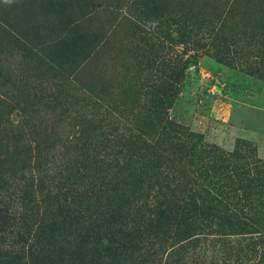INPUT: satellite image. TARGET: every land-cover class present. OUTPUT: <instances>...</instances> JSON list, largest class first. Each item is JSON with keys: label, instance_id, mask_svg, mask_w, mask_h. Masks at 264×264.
Masks as SVG:
<instances>
[{"label": "rangeland", "instance_id": "rangeland-1", "mask_svg": "<svg viewBox=\"0 0 264 264\" xmlns=\"http://www.w3.org/2000/svg\"><path fill=\"white\" fill-rule=\"evenodd\" d=\"M20 1L0 0L11 11L8 26L33 32L51 13L49 0H36L41 7ZM92 3L98 39L67 78L37 69L23 57L22 39L7 44L0 28V208L7 209L0 256L20 253L22 241L35 240L52 221L67 228L58 208L81 207L87 215L121 202L139 208L140 225L154 227L162 224L156 207L207 206L202 189L220 179L222 162L211 149L245 156L231 166L264 162V0ZM80 108L96 122L90 136L80 134ZM72 145L81 149L78 160ZM32 179L43 185L40 202L28 197ZM218 183L226 207L252 202L235 179ZM203 243L165 264L213 257Z\"/></svg>", "mask_w": 264, "mask_h": 264}, {"label": "trees", "instance_id": "trees-1", "mask_svg": "<svg viewBox=\"0 0 264 264\" xmlns=\"http://www.w3.org/2000/svg\"><path fill=\"white\" fill-rule=\"evenodd\" d=\"M20 2L21 7L27 4L29 7L42 6L36 4V0ZM92 2L49 0L51 13L43 14L40 26L27 33L10 30L8 17L11 11L6 5L0 4L6 13L0 14V28L4 26L1 29L8 38L5 39L7 44H13L14 40L18 42L17 38L22 39L20 48L23 57L37 63V69L67 78L90 58L98 39ZM16 7L12 9L16 11ZM21 7L18 13L22 15L24 12ZM52 14L54 17H51ZM3 114L5 112L0 113V123H3ZM87 117L80 108L76 118L85 124L80 134L87 133L90 136L96 122L92 117ZM35 135V138L43 141L53 139L48 135L44 137L43 132H35ZM85 145V149L91 148L90 143ZM72 148L74 153L71 151L69 154L78 160L80 156L77 150L81 149L74 148V145L67 146L69 150ZM44 150L45 153L50 152L46 148ZM210 153L220 157L222 162L217 168L220 179L210 180L214 182L202 189L207 206L190 207V203L184 201L178 207H156L161 210L158 219L162 220V224L154 227L140 225L144 220L139 218V208L127 207L121 202L108 207H96L94 211H87V215L81 207H69L65 211L58 208L56 216L68 222L67 228L63 224H55V221L47 225L48 230L42 226L41 234L35 235V240L33 235V239L28 237L22 241L24 246H19L22 247L20 253L10 251L1 255L0 264H126L123 261L128 264H165L164 258L177 251L186 255L198 247L201 241L209 242L214 256L209 259L202 257V261L192 258L187 260L190 264H264V162L259 164L252 161L240 167L237 164L231 166L234 161L245 158L238 150L223 152L211 149ZM226 178L231 182L235 179L237 184H241L238 189L243 191L244 198H251L249 206L242 202L230 204V207L224 205L227 198L222 197L224 191L220 190L222 185L218 182ZM30 183V187L26 188L28 197L32 193L37 195L36 200L42 201L43 194L39 193L40 188H43L41 181L34 183L32 179ZM92 185L89 183L87 188L93 189ZM232 197L237 196L233 194ZM6 213L7 209L0 208V222ZM65 234L68 238L63 236ZM2 242L0 239V245ZM65 243L69 245L63 248L62 244ZM26 246L29 247L27 254L24 249Z\"/></svg>", "mask_w": 264, "mask_h": 264}]
</instances>
